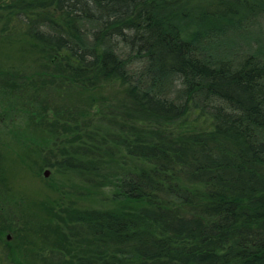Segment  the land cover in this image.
<instances>
[{"label":"trees","instance_id":"trees-1","mask_svg":"<svg viewBox=\"0 0 264 264\" xmlns=\"http://www.w3.org/2000/svg\"><path fill=\"white\" fill-rule=\"evenodd\" d=\"M1 133L0 264H264V0H0ZM32 152L81 190L18 234Z\"/></svg>","mask_w":264,"mask_h":264},{"label":"rangeland","instance_id":"rangeland-1","mask_svg":"<svg viewBox=\"0 0 264 264\" xmlns=\"http://www.w3.org/2000/svg\"><path fill=\"white\" fill-rule=\"evenodd\" d=\"M15 124L18 127L19 125H24L22 120L20 122L19 117L15 119ZM21 131L30 135L27 132L30 131V129H21L20 132ZM0 136L1 138H7V136L2 133ZM10 141H12V138L9 137V142ZM43 152L44 151H42V153ZM31 155L33 156L31 158L34 159V161L27 158V165L21 164L18 161V157L15 155V153L7 154V156L3 160L5 164L3 172L6 176V180L4 178V184L1 185H4V193L12 195V198L8 196L7 198L8 202L11 203V205L9 206L10 211H13L17 214V218L15 219L13 225L18 234H22L23 232L27 231L30 224H32L34 227H37V229L39 228L38 221L40 220L41 216L37 215V207L39 206L38 200H42V197L53 199L57 195V191H61L60 185L65 190L69 191L81 190L79 186L80 183L78 182L79 178L77 177V175H75L76 173H73L69 170L67 172H64L63 170H61V168H59L60 170H57L56 172V165H52V163H47L46 161H44L43 163L36 153L32 152ZM48 161H53V159L49 158ZM39 165H41L40 169ZM44 169L47 170V173L45 175L43 174ZM105 189H107V187H104V190ZM12 201L14 202L13 204ZM80 201L87 204H93V202H91L90 196H88L87 199H81ZM55 209L58 210L57 208ZM42 217H44V215H42ZM22 219H25L26 221H28V223L24 224ZM77 224L79 226L81 225L80 223ZM40 227L42 229L44 228L43 225H40ZM79 228L80 227H77V229ZM34 231L36 230L32 229L29 231V234L33 239L32 242H29L31 239H16V243L22 242V245L20 246H18L17 244L13 245V250L16 254H29V252H32L31 247L33 244L40 245L42 243L41 239L36 235L37 233H35V235L33 234ZM25 258L30 259V255H28V257L25 255Z\"/></svg>","mask_w":264,"mask_h":264},{"label":"flooded vegetation","instance_id":"flooded-vegetation-1","mask_svg":"<svg viewBox=\"0 0 264 264\" xmlns=\"http://www.w3.org/2000/svg\"><path fill=\"white\" fill-rule=\"evenodd\" d=\"M5 235H6V237H5L6 239H8V240L11 239V237H10V235H9L8 232H7ZM1 259H3V260H7V259H8V255H7V256H4V255H3V257H1Z\"/></svg>","mask_w":264,"mask_h":264},{"label":"water","instance_id":"water-1","mask_svg":"<svg viewBox=\"0 0 264 264\" xmlns=\"http://www.w3.org/2000/svg\"><path fill=\"white\" fill-rule=\"evenodd\" d=\"M47 173V170L46 169H44V171H43V174L45 175Z\"/></svg>","mask_w":264,"mask_h":264}]
</instances>
